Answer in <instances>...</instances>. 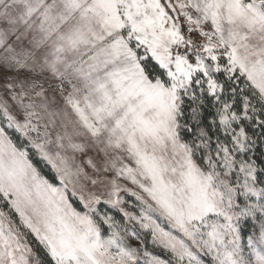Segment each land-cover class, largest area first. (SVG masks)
Instances as JSON below:
<instances>
[{
    "label": "snow or ice",
    "instance_id": "snow-or-ice-1",
    "mask_svg": "<svg viewBox=\"0 0 264 264\" xmlns=\"http://www.w3.org/2000/svg\"><path fill=\"white\" fill-rule=\"evenodd\" d=\"M0 264H264V0H0Z\"/></svg>",
    "mask_w": 264,
    "mask_h": 264
}]
</instances>
